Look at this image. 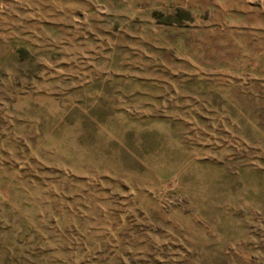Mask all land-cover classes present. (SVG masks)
Instances as JSON below:
<instances>
[{"label":"rangeland","instance_id":"obj_1","mask_svg":"<svg viewBox=\"0 0 264 264\" xmlns=\"http://www.w3.org/2000/svg\"><path fill=\"white\" fill-rule=\"evenodd\" d=\"M0 264H264V0H0Z\"/></svg>","mask_w":264,"mask_h":264}]
</instances>
